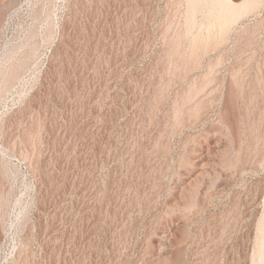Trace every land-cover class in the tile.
Masks as SVG:
<instances>
[{"label":"rangeland","instance_id":"1","mask_svg":"<svg viewBox=\"0 0 264 264\" xmlns=\"http://www.w3.org/2000/svg\"><path fill=\"white\" fill-rule=\"evenodd\" d=\"M185 4H57L0 96V264H264V0L214 47Z\"/></svg>","mask_w":264,"mask_h":264},{"label":"bare ground","instance_id":"2","mask_svg":"<svg viewBox=\"0 0 264 264\" xmlns=\"http://www.w3.org/2000/svg\"><path fill=\"white\" fill-rule=\"evenodd\" d=\"M68 1L69 0H22L20 5H18L19 7L13 10L11 17H22L20 34L12 39L4 38L0 46V96L5 95L15 86L24 83L23 77L25 73L31 71L38 64L40 55L39 48H41L44 43H50L58 29L57 4L61 3L65 6L68 4ZM207 1L212 2V10L208 14L209 20L205 25L206 34L195 35L191 33L195 26V13L197 10L201 9ZM260 1L261 0H243L241 3L238 2L237 4L232 0H185L184 26L182 32L178 33V36L186 37L192 35V37H190L192 43L195 45L196 43L200 44V42L207 41V44L213 45V47L215 45L217 46L219 43L227 40L228 34L234 29L240 17L257 8ZM4 3L5 0H0V4ZM216 29L217 32H215ZM211 46L209 48H212ZM217 61H215V64L210 63L209 69H213L215 65H217ZM205 86L206 85H204V87ZM200 89L202 90V88ZM190 97L191 96H189V98ZM194 97H196V94Z\"/></svg>","mask_w":264,"mask_h":264}]
</instances>
